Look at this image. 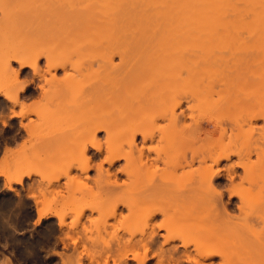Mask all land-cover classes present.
I'll return each mask as SVG.
<instances>
[{
	"label": "rangeland",
	"instance_id": "obj_1",
	"mask_svg": "<svg viewBox=\"0 0 264 264\" xmlns=\"http://www.w3.org/2000/svg\"><path fill=\"white\" fill-rule=\"evenodd\" d=\"M98 1L100 4L97 3ZM160 1H157L158 7L150 6L147 9L145 4L148 3L145 1L143 3V0H138L139 6L135 5L137 2L134 0V4L133 2L127 3V0L126 2L124 0H0V155L3 154L0 169H2L6 180L3 182L0 179V264H264V239H262L264 238V220L261 222L262 214L264 217V197L262 196V200V197L259 198L261 195H256L259 192L257 189L264 188L262 186L264 185V173L259 175L261 172L256 171L257 168L252 170L253 173L257 172V175L252 173L254 175L252 180H256V183L254 181L249 183L247 177L245 178L246 172L243 167L239 166V163L243 162L237 156L232 157L230 161L223 160L217 168L215 167L217 171H221V177L217 179L216 184L224 194L221 201H217H220L226 208L223 209L227 211L225 212L228 218L217 214V217L215 216L214 211L217 212L219 206L214 211L211 209V204L214 206L215 203H209L211 198L209 196L212 194L209 195V193V196L205 197L207 191L204 192V187L203 191L201 188L195 193L200 195L199 198L201 197L198 199L199 204L198 196H195L196 199L193 200V203L196 201L194 203L197 204L196 207H193L192 204L189 205L190 201L187 202L189 199L183 200L185 196L180 197L181 193L178 196L183 202L179 197L176 199V195H174L175 200H170V206L165 207L167 202L164 201L167 200V197L160 194L165 197L161 196L162 199L158 196L157 191V193L153 191V196L151 192L137 198L135 210L131 211L123 205L125 199L129 201L127 203H130L133 189H131V185L134 184L132 182H135L137 176L133 177L135 174L133 175L132 171L135 168L130 165L134 162L130 163L128 160L130 157L127 154H130V151L136 150L133 156L138 158V151L144 149L149 162L155 165L157 172L159 171L156 172L158 175L155 173L154 178L150 177L149 179L147 173L138 171L140 176H137L138 180L136 181H140L142 184L144 181L148 183V180L151 182V179L157 182L162 181V183L166 182L164 185L167 186L174 184L177 187L174 189L186 187V190L183 188L184 194H188L187 191L193 183L192 186L196 185V189L201 187L198 182L201 175L191 174L200 165L196 164L197 166L194 165L195 167L185 168V170L175 169L176 166L173 164L181 163L182 153L186 151L185 153L190 157L193 151L209 149L210 144L208 145V143L213 141L211 136L204 134L206 131L209 133L215 131L213 140L215 138L217 140L220 136L218 122L222 123L223 128H229L234 124V121H237V124L241 123V119L248 118H245L248 106H254L252 103L255 102L258 107L264 102V0H259V3L256 0H243L242 3H238L236 0L221 2L213 13H210L211 16L206 13L210 17L208 18L210 21L203 13V9H200L202 6L198 7L199 14L200 10L203 13L201 18L206 17L205 21L198 18L199 21H202L200 24L195 15L193 21L191 16L195 12L190 9L189 12L186 11L187 14L182 16L186 15V18L189 16L188 18H191L193 23L188 21L187 28L182 26V30L175 29L176 26L173 27L174 22L177 21L176 18H178L176 13L178 5L174 3V0H162L161 3ZM175 2L177 1L175 0ZM124 3L125 6L122 7ZM94 6L99 9L100 13L98 10L97 13L100 17L102 16L111 26L115 21L116 25L120 23L118 29L123 31L119 32L116 29L118 26L115 28L113 25L111 29H105L104 32L96 31L98 32L96 33L94 26L93 30L89 28L90 25L84 24L82 20L85 19L82 18H86L84 15L87 10L88 13L92 9L96 11ZM129 6L135 10H131ZM187 9L184 8V10ZM43 10H47L48 14ZM125 10L127 13L124 12ZM144 10L147 12L145 13ZM22 11L31 12L27 17L30 23L25 21L24 24L21 22L16 24L20 21L21 16L23 17L22 13L24 12ZM42 12L46 15H41ZM198 12L195 14L197 15ZM122 17L127 18L128 21L126 19L124 21ZM119 21L122 22V25ZM123 21L125 24L126 22L132 24V26L130 25L132 28L124 29ZM84 22L86 23V21ZM166 24H171L168 26L173 27V29H169L170 31H166L167 34L162 32V27H165ZM138 25L141 27L143 25V28L149 27L148 29H152L154 26L153 29L158 27L157 30L161 31L165 37L160 36L159 31L156 30L154 33L150 32L153 35L148 33L147 39H144L141 32V37L139 32L134 33L133 29L138 28ZM145 25L148 27H144ZM22 26L27 27V30ZM195 26L199 30L195 29ZM192 28L198 31L192 32L194 31ZM47 32L50 33L49 37L50 35L59 37L53 38V40L49 39ZM69 32L70 34H68ZM118 32L119 34H117ZM125 35L126 37H124ZM128 35L132 37H128ZM142 37L144 41L141 39ZM123 38L129 41H127L128 45L132 44L130 46H132L133 54L129 57L132 61L130 60L131 64L127 63V66L131 65L132 68H126V71H131V75L129 77L128 74L123 73L124 69L121 74L123 73L124 77L125 74L127 76L123 77L125 80L127 79L125 84L123 81L118 85L120 80L124 79L118 80L119 78H115L113 75L114 78H112L115 80L107 77L108 80L103 85V79L99 83L101 75L99 78L96 73L95 75L94 73L89 74L88 65L96 55H101L100 53L105 51L109 54L108 56L114 58L116 66H121V58L116 52L118 46L120 47L119 51L124 46L123 44L119 45ZM163 38L169 45H173L175 40H178L184 47L182 50L185 52L181 50L179 52L181 55L177 58L174 57L176 54L174 56L170 53L168 54L170 56L162 55L168 56V59L170 57L171 61L168 64H170L171 70H178L179 74L177 75L181 74L180 78L177 75V77L172 76V74L171 76L174 78L168 76L169 79H166L168 77L163 76L162 72L164 71L162 70L168 65L160 66V62H157L158 58H154L159 49L153 50L154 56L151 55L153 58L150 56L151 53L146 52L149 54V58L145 56L146 53L144 55L142 44L146 40V44L149 42L154 46L152 47L154 49L160 41L164 40ZM139 40L142 42L141 45ZM176 43L178 46L177 41ZM171 45L170 47H172ZM185 47H188L186 49H189L190 52L187 53ZM21 48H26L28 52L22 51L24 54H21L19 52ZM37 51L41 54L38 55ZM17 52L20 53V56L25 57L27 67L14 63V54L19 56ZM34 54L37 56L35 57ZM143 55L150 61L149 66L146 65L148 61L145 63ZM136 59L141 60L137 62ZM155 62L159 63V66ZM35 63L38 66H34ZM54 64L60 67L65 66V68L54 69ZM31 65L38 71L30 67ZM94 68L98 70L99 64H96ZM119 74L116 76L121 77ZM132 75H137V77ZM116 80L118 81L115 82ZM108 81L110 85L115 84L114 86L112 84L114 88L111 86L113 90L117 92L123 90L124 95L120 93L122 98H125V92L128 91L131 94V97L127 96L130 97V101L127 100L129 104L126 103L127 101L126 104L123 103L124 99L121 100L122 104L120 100L113 101V103L108 101L104 113L97 115L100 118L104 117L103 122L107 120L102 122L104 125L97 130L96 139H94L102 146V155L94 156L96 152L90 148L89 156L93 158V161L89 171L83 173L79 167L85 165V160L81 154L76 155V153H81L83 147L81 148L80 145L84 146V141L88 143L87 134L92 127L87 126V124H91L86 121L85 124L84 120L87 116L88 118L94 117L97 110L105 106H102L103 102H99L91 109L86 110V107L89 106H86L87 102L90 103L89 100L93 98L87 97L88 92L100 88L106 92L111 91L112 88L108 85ZM106 85L107 87H105ZM221 90L224 92L229 90L228 93H231H229L230 97L228 93L224 94L226 95L225 99L231 98V106L235 104L237 98L236 103L238 100L243 101L244 108L240 107L237 109L238 112L235 110L237 113L224 110V106H228V103L221 99L224 97L223 95L219 97L220 94H223L219 93ZM6 93L10 97L7 98ZM151 93L159 95L158 99ZM193 94H197L198 97L194 98ZM220 101L222 102L220 103ZM114 102L119 103V106H116ZM259 108L257 113L251 112V114L259 115V120L256 122L257 124L255 123L256 132L264 136V106ZM176 118H178V126L173 123ZM152 119H156L155 122ZM232 119L231 124L229 121ZM197 123L202 127L200 137L199 134L197 135ZM172 124L178 128L177 131ZM92 129L94 128L92 127ZM204 130L205 132H203ZM93 132L95 131L93 130ZM133 132L136 133L137 147H132L135 149L131 148ZM144 134L149 137L146 141L143 140ZM91 137L89 136V138ZM241 137L237 140V146L234 149H239L238 151L250 149L253 144L249 137L244 135ZM183 138L184 143L182 142ZM197 139L201 142L198 143ZM246 141H248L247 144ZM262 145L264 146V142L261 143ZM78 148L81 150L79 151ZM126 155L129 157L128 159ZM118 156H121L120 160L114 167L105 161ZM160 158L162 159L160 160ZM168 158L172 160L171 163L175 162L171 164L174 167L169 166L170 163L168 165L166 162L170 160H167ZM256 162L257 158L254 155L252 157L254 166ZM100 164H103L105 171L114 174L112 181L118 184L117 192H110L107 186L98 183L97 167ZM130 167L133 168L132 171ZM168 167L174 169L170 170ZM127 168L130 169L133 176H128ZM229 170L232 171L231 174H228ZM187 171H190L191 175L186 174V178L184 173ZM140 172L144 173L143 177ZM160 172L164 174H162L163 177ZM196 172L197 170L193 174ZM7 173L9 174L7 175ZM232 174L235 176L233 184L230 177L233 176ZM21 177H23V181L19 183L18 179ZM191 181L193 182L190 183ZM187 185L189 186L187 187ZM234 189L237 190L234 192ZM238 190L239 194L237 195ZM243 190H246L248 197L250 193L252 194L249 197L251 205L247 204L249 201L245 202L247 196ZM198 191L203 193H198ZM261 191L264 192V189ZM243 196L245 200L242 199ZM195 197L193 196V198ZM147 199H151V203L153 200H157L153 204L157 203L158 208L162 207V213L151 216L154 213L152 211H155L152 204L148 208L150 210L147 209L148 211L145 210L144 213L142 210L144 206L141 207V202ZM159 199L163 204L165 203V208ZM212 199L215 202L216 198H211L210 201ZM158 200L161 203L160 206ZM49 201L50 211L53 214L40 219L38 210L44 204L49 205ZM122 201L123 203H120ZM185 201L188 204H185ZM244 202L248 207L244 205ZM221 203L220 208L222 209ZM167 208L168 212H166ZM185 209L187 210L184 211ZM175 213L176 216L178 214L177 217L173 216ZM60 217L64 219L63 223Z\"/></svg>",
	"mask_w": 264,
	"mask_h": 264
},
{
	"label": "bare ground",
	"instance_id": "obj_2",
	"mask_svg": "<svg viewBox=\"0 0 264 264\" xmlns=\"http://www.w3.org/2000/svg\"><path fill=\"white\" fill-rule=\"evenodd\" d=\"M121 1H123V0H121ZM125 2H126V0H124ZM131 0H129V2H128V0H127V3H131V2H133V0L130 2ZM137 2V3H135V5L137 4L138 5V0H134V2ZM140 1V0H139ZM144 1H145V3H148V4H145L146 6L145 7H147V9L150 7V6H153V8H154V6H159V5H157V1H160V0H157V1H155V0H143V3H144ZM152 1V2H151ZM177 2H175V0H174V3H176V5H178L177 6V8L178 9H181L182 7V9L181 10H178L177 9V11H176V13L178 14L177 16H178V18H176L177 19V21H175L174 23V26L173 27H175V29H177V30H179V29H181L182 28V26H186L187 24H188V21L189 22H191V23H193L191 20L193 19V21L195 20V18H197V20L199 21V19L198 18H201V16L203 17V13H205V15H206V17H207V19L208 18H210V17H208L207 16V14H210L211 12L213 13V11L215 10V8L219 5V3H221V2H228V0L226 1V0H176ZM231 1V0H230ZM238 3H242V1L243 0H236ZM245 1V0H244ZM258 3H259V0H256ZM134 2H133V4H134ZM162 2V0L160 1V3ZM165 2V1H164ZM257 2H255L256 4H257ZM97 3H99L100 4V2L98 1ZM126 3V4H127ZM159 3V2H158ZM159 3V4H160ZM173 3V4H174ZM86 4V3H85ZM98 4V5H99ZM129 5V4H128ZM164 5V4H163ZM176 5H175V7H176ZM100 6V5H99ZM122 6V5H121ZM125 6V3H124V5L122 6V7H124ZM127 6V5H126ZM139 6V5H138ZM137 6V7H138ZM141 6V5H140ZM142 6H143V4H142ZM203 6H205L206 8L204 9V8H202ZM130 7V6H129ZM131 7H133V5L131 4ZM130 7V8H131ZM135 7V6H134ZM144 7V8H145ZM163 7V6H162ZM198 7H201L200 9L202 10L203 9V13H202V11L200 10V14H199V9H198ZM94 8H95V6H94ZM184 8H189V9H187V10H184ZM87 9V8H86ZM90 9V8H89ZM96 9V8H95ZM100 9H101V7H100ZM125 9H126V7H125ZM134 9V8H133ZM132 8H131V10H133ZM161 9V8H160ZM190 9L191 10H193L195 13L196 12H198L197 13V15L194 13L193 14V16H191L192 17V19L190 18H186L185 16L186 15H184V16H182L183 14H187V12H189L190 11ZM25 10V9H24ZM27 10V9H26ZM39 10V9H38ZM48 10V9H47ZM46 10V11H47ZM83 10V9H82ZM97 10H98V13H100V11H99V9H96V11L94 10V9H92V10H89L90 12V14L88 13V10H87V12H86V14L84 15L86 18H82V16H81V18L82 19H85V20H82L83 21V23L84 24H86V25H90L89 26V28L90 29H93V26H94V28L96 29L95 30V32L96 31H105V29L107 30V29H111L112 28V26L114 25V27L116 28V26H118L116 29H118L119 28V25H120V23H118V25H116L115 23H117L116 21L114 22V24L112 23V26L109 24V22H107L102 16L100 17L99 16V14L97 13ZM123 10V9H122ZM130 9H128V11H129ZM135 10V9H134ZM146 10V9H145ZM145 10H144V12H145ZM150 10V9H149ZM155 10H156V8H155ZM205 10V11H204ZM209 10H210V12H209ZM212 10V11H211ZM35 11H37L36 9H35ZM34 11V12H35ZM44 11V13L46 12L45 10H43ZM139 11V10H138ZM157 11V10H156ZM161 11H163L162 9H161ZM160 11V12H161ZM187 11V12H186ZM192 11V12H193ZM22 12H24V11H22ZM22 12H20V13H22ZM40 12V11H39ZM38 12V13H39ZM124 12H126L127 13V11L125 10ZM130 12V11H129ZM128 12V14H130ZM136 12V11H135ZM147 12V11H146ZM145 12V13H146ZM179 12V13H178ZM182 12V13H181ZM19 13V14H20ZM31 14V12H29V11H26V12H24V13H22L23 14V17L21 16V14H20V16H21V18H20V21H18V22H16V24H20V22L22 23V24H24L25 23V21H28L27 19V17H29V15ZM43 12L41 13V15L43 14V15H46V14H48V11L46 12V14H44ZM84 13V12H83ZM121 13V12H120ZM207 13V14H206ZM211 13V14H212ZM239 13H241V11H239ZM29 14V15H28ZM127 14V15H128ZM211 14H210V16H211ZM39 15V14H38ZM52 15V14H51ZM83 15V14H82ZM122 15H123V13H122ZM127 15H125V16H127ZM194 15H195V18H193L194 17ZM80 16V15H79ZM83 16V17H84ZM124 16V15H123ZM131 16V15H130ZM175 16H176V14H175ZM49 17V16H48ZM136 17V16H135ZM206 17L205 18H201V20H204V19H206ZM63 18V17H62ZM119 18H121V17H119ZM119 18H118V20H119ZM123 18V17H122ZM132 18V17H131ZM137 18V17H136ZM61 19V18H60ZM65 19H66V17H65ZM124 19V18H123ZM126 19V21H128V19L127 18H125ZM125 19H124V21H125ZM130 19V18H129ZM18 20H19V17H18ZM62 20H64V18L62 19ZM122 20V19H121ZM197 20H196V22H197ZM209 20V19H208ZM58 21H61V20H58ZM65 21V20H64ZM63 21V22H64ZM82 21H80L81 23H82ZM84 21H86V23L84 22ZM123 21V27H124V29H130V28H132L131 26H132V24H130V23H128V22H126V24H125V22ZM205 21V20H204ZM210 21V20H209ZM29 22V21H28ZM62 22V21H61ZM119 22H121V21H119ZM139 22V21H138ZM187 22V23H186ZM202 21H199V24L201 23ZM206 22H208V21H206ZM30 23V22H29ZM50 23V22H49ZM64 23H66V21L64 22ZM135 23V22H134ZM198 23V22H197ZM204 23V22H203ZM51 24V23H50ZM53 24V23H52ZM77 24V23H76ZM171 24H172V22H171ZM171 24H166V26L165 27H162L163 28V30H162V32L164 33L165 32V34H167L166 33V31H170L169 29H173V27H169L168 25H171ZM180 24V25H179ZM195 24V23H194ZM64 25V24H63ZM68 25V24H67ZM80 25V24H79ZM83 25V24H82ZM121 25H122V22H121ZM131 25V26H130ZM173 25V24H172ZM193 25V24H192ZM18 26V25H17ZM28 26V25H27ZM50 26V25H49ZM84 26V25H83ZM91 26H92V28H91ZM157 26V25H156ZM197 26V25H196ZM195 26V29H197L198 27H196ZM68 27V26H67ZM88 27V26H87ZM110 27V28H109ZM121 27V26H120ZM122 27V28H123ZM138 28H136L137 29V31H135L136 29H133L134 30V33L135 32H139V34H140V32H141V34L143 35V37H144V39L146 38V37H148L147 35H148V33L150 34V32L152 31L153 33L158 29V27L157 28H155V29H148L149 27L148 26H144V27H148V28H143V25H142V27L140 26V25H138L137 26ZM192 27V26H191ZM193 27H194V25H193ZM22 28H25V27H23L22 26ZM47 28H49V27H47ZM64 28V27H63ZM71 28V27H70ZM76 28H79V27H76ZM84 28H86V27H84ZM133 28H135V25H133ZM161 28V29H162ZM184 28V27H183ZM186 28H187V26H186ZM186 28H184V29H186ZM26 30H27V27L25 28ZM65 29V28H64ZM75 29V28H74ZM194 28H192V30H193ZM195 29H194V31H192L191 29H189V30H191L192 32H195L196 33V31H198L199 30V28H198V30H196L195 31ZM22 30V29H21ZM24 30V29H23ZM45 30H47V29H45ZM94 30V29H93ZM119 30V32H122L123 30H121L120 31V29H118ZM149 30V31H148ZM182 30V29H181ZM71 31H72V29H71ZM116 31V30H115ZM128 31V30H127ZM157 31H159V30H157ZM233 31V30H232ZM236 31V30H235ZM58 32H60V31H58ZM119 32L117 33V34H119ZM161 31H159V34H160V36H162V37H165V35L164 34H162V32L160 33ZM54 33V32H53ZM55 33H57L56 31H55ZM60 33H62V32H60ZM96 33H98V32H96ZM124 33V32H123ZM122 33V34H123ZM49 34L50 33H48L47 32V35H48V37H49ZM52 34V33H51ZM68 34H70V32L68 33ZM130 34V33H129ZM140 34V37L142 36ZM152 34V33H151ZM150 34V35H151ZM53 35V34H52ZM64 35V34H63ZM63 35H61V36H63ZM71 35H72V33H71ZM70 35V36H71ZM99 35V34H98ZM121 35V34H120ZM153 35V34H152ZM197 35V34H196ZM23 36V35H22ZM74 36V35H73ZM118 36V35H117ZM131 36V35H130ZM129 35H128V37H130ZM156 36V35H155ZM159 36V37H160ZM194 36V35H193ZM59 36H51L50 35V37H49V39H52L53 40V38H55V39H57ZM92 37V36H91ZM121 37H123L122 35H121ZM124 37H126V35L124 36ZM127 37V38H128ZM132 37V36H131ZM143 37L141 38V39H143ZM162 37H160L161 39H162ZM47 38V37H46ZM61 38V37H60ZM63 38V37H62ZM181 37H179V39H180ZM54 39V40H55ZM64 39V38H63ZM72 39V38H71ZM70 39V40H71ZM117 39H119V38H117ZM131 39V38H130ZM140 39V40H141ZM144 39H143V41H144ZM147 39V38H146ZM164 39V38H163ZM24 40V39H23ZM76 40V39H75ZM120 40V39H119ZM122 41L120 42L121 44H119L120 46H122V44L124 45V46H122L121 48V51H119L118 49H120V47L118 48L117 47V52H116V54L117 55H119L120 56V60H121V66H116L115 64H114V58L113 57H110V56H108L109 54L108 53H105V51H104V53H100L101 55H96L93 59H92V62L88 65V69L87 70H90V71H88L89 72V74H93L94 73V75H95V73H96V75H98V77L100 78V75H101V79H99L100 81H99V83L100 82H102V79H103V85H104V83L108 80V78H112L113 77V75H115L114 77L115 78H119L118 80H120L121 78H123L124 77V75H123V73H126V74H128L127 76H129V75H131V71H126L127 69V67L128 68H130L131 67V62H130V60L131 59H129V57H130V55H132L133 54V51H132V46H130V45H132L131 43H130V45H128V42L126 41V39H121ZM140 40H139V42H140ZM165 40V39H164ZM164 40H162V42L160 41V43H159V45H156L155 47L156 48H152V47H154L153 45H151V44H149V42H148V44H146L147 42V40L145 41V43L144 44H142V50H144L143 52H144V55H145V53L147 52V53H151L150 54V56L153 54V52L154 51H156V49L158 50L159 49V52L157 51V53L158 54H156L157 56H155L154 58H158L157 60H154V61H157V62H160V66L162 65V66H166V64L168 65L166 68H168V69H166V68H164L162 71H164V72H162L163 73V76L165 75V76H170V77H172V76H176L177 74H179L178 73V70L177 69H173V70H171V68H170V64H168V62L169 61H171V59H170V57H169V59H168V56H170V55H175L174 57H179L180 55H181V53H179L184 47L183 46H181V44H180V42L178 41V40H175V42H174V44H176V45H171L172 47H170V45L168 44V42L166 41H164ZM181 40V39H180ZM57 41H59V40H57ZM116 41V40H115ZM135 41H137V40H135ZM176 41L178 42V46H177V43H176ZM60 43H61V41H59ZM165 42V43H164ZM135 43V42H134ZM141 43L142 42H140V45H141ZM173 43V42H172ZM116 44H118V43H116ZM115 44V45H116ZM138 44V43H137ZM161 44H162V46H161ZM20 45V44H19ZM151 45V46H150ZM117 46V45H116ZM181 46V47H180ZM113 47H114V45H113ZM158 47V48H157ZM14 48V47H13ZM19 48V47H18ZM134 48L136 49V47L134 46ZM141 48H140V50H141ZM186 48H188V47H185V50H187L186 52L188 53V52H190L189 51V49H186ZM20 49V48H19ZM19 49H17V50H19ZM112 49V48H111ZM115 49H116V47H115ZM134 49V50H135ZM161 49V50H160ZM31 50V49H30ZM36 50V49H35ZM154 50V51H153ZM16 51V50H15ZM22 51L24 52V53H27L28 51L26 50V48H21V51L19 50V52L21 53V54H24V53H22ZM112 51V50H111ZM115 51V50H114ZM119 51V52H118ZM138 51V50H137ZM152 51V52H151ZM182 51H184V50H182ZM19 52H17V53H19ZM38 52V51H37ZM135 52V51H134ZM142 52V53H143ZM161 52V53H160ZM185 52V51H184ZM16 53V52H15ZM20 53L18 54L19 56H16L17 54H14V56H15V58H14V63H16V64H21L22 65V67H24V66H26L27 65V63H26V61H25V57L24 56H20ZM139 53H140V51H139ZM146 53V55L145 56H147L148 58H149V54H147ZM160 53V54H159ZM170 53V55H168ZM172 53H174V54H172ZM31 54V53H30ZM38 55L39 54H41V53H37ZM37 54L35 55V57L37 56ZM115 54V53H114ZM137 54V53H136ZM168 55L167 57L166 56H162V55ZM138 55V54H137ZM143 55V56H144ZM159 55H161L160 57H158ZM144 56V58L146 59H144V61H145V63L147 62V64L146 65H150V61L149 60H147L148 58H146ZM153 56H154V54H153ZM153 56H151L152 58H153ZM38 57H41V56H38ZM162 57V58H161ZM166 57V58H165ZM34 58V57H33ZM137 58V57H136ZM151 58V59H152ZM165 58V59H164ZM28 59V58H27ZM39 59V58H38ZM142 59V58H141ZM140 59V60H141ZM150 59V60H151ZM166 59H167V61H166ZM129 60V61H128ZM139 60V61H140ZM160 60V61H159ZM132 61V60H131ZM136 61L137 62H139L137 59H136ZM164 61H166V62H164ZM29 62V61H28ZM130 63L129 65H130V67L129 66H127L128 64L127 63ZM157 62H155L157 65L159 64V63H157ZM124 63H125V65H126V67H125V65H124ZM170 63V62H169ZM29 64V63H28ZM98 65L99 64V68H98V70L97 69H95L94 68V66L95 65ZM133 64H135V63H133ZM152 64V63H151ZM165 64V65H164ZM35 65H37V63H35L34 64V66ZM29 66V65H28ZM33 65H31L30 67H32ZM38 66V65H37ZM136 66V65H135ZM159 66V65H158ZM27 67V66H26ZM53 67H54V69L56 68H65V66H58L57 64H54L53 65ZM137 67V66H136ZM135 67V68H136ZM139 67V66H138ZM151 67V66H150ZM32 68H35V67H32ZM50 68V67H49ZM95 70H94V69ZM132 68V67H131ZM146 68V67H145ZM36 69V68H35ZM124 69H125V71H124ZM155 69H157V68H155ZM252 69V68H251ZM92 70H94V71H92ZM124 71L122 74H121V71ZM133 70V69H132ZM138 70V69H137ZM145 70V69H144ZM177 70V71H176ZM255 70V69H254ZM36 71H38L37 69H36ZM97 71V72H96ZM101 71V72H100ZM157 71H159V70H157ZM168 71H171V72H168ZM128 72V73H127ZM150 72V71H149ZM165 72H167V73H165ZM251 72H254V71H252L251 70ZM260 72H261V74H263L262 73V71L260 70ZM99 73V74H98ZM101 73V74H100ZM120 73V74H119ZM130 73V74H129ZM144 73V72H143ZM148 73V72H147ZM180 73H181V71H180ZM248 73V72H247ZM259 73V72H258ZM85 74H86V72H85ZM88 74V73H87ZM116 74L118 75H120L121 77H119V76H116ZM126 74H125V77L124 78H126L127 76H126ZM134 74V73H133ZM166 74H168V75H166ZM171 74H172V76H171ZM260 74V73H259ZM105 75V76H104ZM138 75V74H137ZM137 75H132V76H135V77H137ZM152 75V74H151ZM86 76V75H85ZM141 76V75H140ZM143 76V75H142ZM155 76H156V74H155ZM164 76V77H165ZM177 76H179V75H177ZM176 76V77H177ZM54 77H56V76H54ZM53 77V78H54ZM108 77V78H107ZM113 77V78H114ZM130 77V76H129ZM162 77V76H161ZM181 77V74H180V76H179V78ZM107 78V79H106ZM112 78V79H113ZM123 78V79H124ZM166 78V77H165ZM164 78V79H165ZM172 78H174V77H172ZM55 79V78H54ZM106 79V80H105ZM141 79H142V77H141ZM166 79H169V77L168 78H166ZM176 79V78H175ZM105 80V81H104ZM111 80V79H110ZM113 80H115V79H113ZM118 80H116L115 82H117ZM122 80V79H121ZM120 80V83H118V85L119 84H122L121 82H123L124 81V84L126 83L125 81L127 80H122L121 81ZM130 80H131V78H130ZM172 80V79H171ZM113 82V81H112ZM136 82V81H135ZM101 83V84H102ZM110 82L108 81V85L111 87L112 86V84H113V86L115 85L114 83H112L111 85L109 84ZM97 86H98V84H97ZM99 86H101V85H99ZM112 86V87H113ZM117 86V85H116ZM105 87H107V85L105 86ZM104 86H103V88H105ZM109 87V88H110ZM111 87V88H112ZM128 87H129V85H128ZM99 88V87H98ZM114 88V87H113ZM113 88H112V90L111 91H109V92H106V91H103V90H101L102 88H100L99 90H93V92H92V94H91V92H88V96L87 97H89V99H90V97H93V98H91L89 101H90V103H88L87 102V104H86V106L87 105H89V106H87L86 107V110H89V109H91L94 105H96L97 103H99V102H103L102 103V106L103 105H105L104 107H105V109H104V107L102 108V109H99V110H97V112H96V115L94 116V117H89L88 118V116L87 117H85V120H84V122L86 121V122H90V124L91 125H89V124H87V126H92L94 129H92V127H90L91 128V130H90V132L87 134V140H88V143H85V142H87V141H84V146H82V145H80L81 146V148H82V150L80 151L79 150V148H78V150L81 152V153H76V155H78V154H81L82 155V157L84 158V160H85V165H83V166H81V167H79V169L81 170V171H83V173L84 172H87V171H89V169H90V164H91V162L93 161V158L92 157H90L89 156V149L90 148H92L93 150H95V155L94 156H98V155H102V146L100 145V144H98L94 139H96L95 137H96V134H97V130H99L101 127H102V125H104V124H102V122H103V118H100V117H98L97 115H101L102 113H104V111L106 110V105L108 104L107 102L108 101H112V103H113V101H118V100H120V103L122 104V102H121V100H123V103H125L127 100H129V98L131 97V94L130 93H128V91H124L125 92V94H126V96H125V98H127V99H125V98H122L121 96L122 95H124V93L122 92L123 90H122V88H121V90L122 91H120V92H117L116 90H113ZM117 88V87H116ZM119 89H120V87H118ZM126 88V87H125ZM23 89V88H22ZM101 90V91H100ZM128 90H129V88H128ZM225 91H227V90H225ZM229 91V90H228ZM228 91L227 92H224V91H219V93H223V94H220V96L219 97H221V95H223L224 97H221V99H224V102H226V103H228V106H224V108L223 107H221V108H223L224 110H230V113H237L238 112V110L237 109H240V107H243L242 105H245L244 103H243V101L241 102V101H239L238 100V102L236 103V100H237V98H236V100H235V104L233 105V106H231L230 104H231V98H229L230 97V94L228 93ZM95 93V94H94ZM120 93H123L122 95H120ZM128 93V94H127ZM227 94L228 93V95H229V97L227 98V99H225L226 98V95H224V94ZM7 94V93H6ZM6 94H5V96H6ZM153 96H156L157 97V99H158V96L159 95H157V94H154V93H151ZM218 94V93H217ZM194 95V98H197L198 97V95L196 96L195 94H193ZM193 95H191V96H193ZM227 95V96H228ZM8 94H7V98H8ZM127 96H130L129 98L127 97ZM232 96V95H231ZM10 97V96H9ZM150 97V96H149ZM233 97V96H232ZM237 97V96H236ZM238 97H239V95H238ZM122 98V99H121ZM193 98V97H192ZM151 99V98H150ZM149 99V100H150ZM240 99V98H239ZM243 98H241L240 100H242ZM17 100V99H16ZM226 100V101H225ZM244 100V99H243ZM259 100V99H258ZM130 101V100H129ZM144 101V100H143ZM147 101H148V99H147ZM152 101V100H151ZM223 101V100H222ZM222 101H220V103L222 102ZM95 102V103H94ZM106 102V103H105ZM145 102V101H144ZM240 102V103H239ZM257 102H259V101H257ZM263 102V101H262ZM261 102V103H262ZM116 102H114V104H115ZM126 103H128V101L126 102ZM125 103V104H126ZM183 103V102H182ZM182 103H179V104H182ZM218 103V102H217ZM220 103H219V105H220ZM255 102H253L252 104L254 105V106H248L247 108H246V112H245V110H244V112H245V118H247V119H241L242 120V122L241 123H238L237 124V121H234L233 122V119H232V121L230 120H228L231 124H232V122L234 123L233 125H231L229 128L227 127H225V128H223L224 126H222V123L220 122V124H219V122H218V127L220 128V132H219V138H217V140H213V138H214V134H215V131H213L212 133H209V131L207 132H205V130L203 131V132H205L204 134L205 135H207V136H211L210 138H212L211 140L213 141H211L208 137H207V139H209L212 143H208V145L210 144V146H208V147H210L209 149H207V150H203V151H197L196 149V151H193V153L190 155V157H189V155H187L185 152L186 151H184V153H182V159H181V163H178V162H176V164H173V163H175V162H170V161H172L170 158H168L167 160H169V161H166V162H168V165H169V163H170V165L169 166H172L171 164H173V165H175L176 167H174V166H172V167H174L175 169L177 168V170L178 169H182V170H185V168L187 169V168H193V166L194 165H200V170H199V168L198 169H194L195 171L197 170V172L199 173H195V174H193L195 171L193 170V169H191L192 171H194L193 173H191L192 175H194V176H197V175H201L200 176V179H199V185L201 186V187H197V189H196V185L193 187L192 185H194V183L191 185V187H190V189L187 191L188 192V194H184L185 192H184V189L183 188H185V190H186V187H182V188H180V189H174V188H177L174 184L172 185V186H167V185H164V183L166 184V182H164V183H162V181L161 182H157L156 180H150L151 182H149V180H148V183H146V181H144L145 182V184H144V182H143V184L140 182V181H136V180H138V175L140 176V174L138 173V171H141V172H144V173H147L148 174V176H147V178L149 179L150 177H153L154 178V176H155V173L157 172L156 170L157 169H155L156 167H155V165L153 164V163H150L149 162V159L146 157V154H145V152H144V149H141L140 151H138V154H139V157L137 158V156L136 157H134L133 155H134V153H135V151L136 150H133V151H130L131 153H133L132 155H130L129 153L126 155L127 156V159L130 161V163H133V164H130L133 168H135V169H133L132 167H130L131 168V171H132V169H133V173L130 171V169L129 168H127V172L129 173V175L128 176H130V175H132L133 177H135L136 175V180H135V182H132V183H134V184H132L131 185V189H132V191H131V194H132V196L130 197V203H127V202H129V201H126V199H125V201H124V206H126L127 207V209L129 208L131 211H132V209H134V207H135V205H136V200H138L137 198H139V197H141V196H143V195H145L146 193H151V195L153 194V191H155L154 193H157L158 192V196H162V197H164L165 195V197H167L165 200L166 201H164L165 203V207H167L170 203H169V201L170 200H175V197H174V195H176V199H177V197H179L178 195H180V193H181V195H180V197H182L183 198V196H185L184 198H186V199H184L183 198V200H188L187 202L189 203V201H190V203H189V205L190 204H192V205H194L193 207H196V205L193 203V200H195L196 199V197L198 196V198H197V201H198V199H200L199 198V196L200 195H196L195 193L197 192V190H201V188H202V191L204 190L203 189V187L205 188V190H204V192L205 191H207L206 192V194L207 195H205V194H203V195H205V197L207 196H209V195H211V196H209V198L211 197V198H216L215 199V202H214V200L212 199V201H210L211 200V198H210V200H209V203L211 202V203H215V205L213 206V204H211L212 206H211V209L214 211L215 209H217L218 208V206H219V208L216 210L217 212H215L214 211V213H215V216H216V214L217 215H223V216H227L226 215V210H224V209H226L224 206H223V204L220 202L221 201V199L224 197L223 195V191H221V190H219V186H217V184H216V181H217V179L219 178V177H221V171H217L216 169H215V167L217 168V166H219L220 165V163H221V161H223V160H226V161H230L231 159H232V157H235V156H237V157H239V159L243 162V163H239V166H241V167H243V169H244V171L246 172V176H245V178L247 177V179H248V182L250 183V182H252L253 183V181L254 180H252V178H253V176L255 175L254 173H256V175H257V172H252V170H256V168H257V170L256 171H260L261 173L259 174V175H261L262 173H264V146L262 145L261 146V143L262 142H264L263 140H264V136H263V134L261 135V134H258V132H256V127L257 126H255V123L259 120L258 119V116L259 115H256V114H254V113H252L251 114V112H255V113H257L258 111L257 110H259L260 108L259 107H263L264 106V102L261 104V105H259L258 107H257V103H255ZM260 103V102H259ZM129 104V103H128ZM223 104H225V103H223ZM223 104H222V106H223ZM119 106V103H116V106ZM218 105V106H219ZM251 105V104H250ZM122 106V105H121ZM214 106V105H213ZM129 107V106H128ZM217 107V106H216ZM215 107V108H216ZM220 107V106H219ZM250 107V108H249ZM255 107V108H254ZM88 108V109H87ZM220 108V110H222ZM244 108V107H243ZM254 110H253V109ZM128 109H130V108H128ZM233 110V111H232ZM237 112H236V111ZM243 110V109H242ZM248 110V111H247ZM219 111V110H218ZM223 111V110H222ZM221 111V112H222ZM235 111V112H234ZM220 112V111H219ZM249 116H248V115ZM251 114V115H250ZM256 115V116H255ZM175 117V116H174ZM263 117V116H262ZM100 120H99V119ZM195 119V118H194ZM87 120H89V121H87ZM105 120V119H104ZM154 122H155V120L154 119H152ZM177 120H178V118H176V121L175 122H173V123H175V126L177 125L178 126V123H177ZM244 120V121H243ZM105 121H107V120H105ZM104 121V122H105ZM112 121H113V119H112ZM86 122H85V124H86ZM103 122V123H104ZM114 122V121H113ZM179 122V121H178ZM223 122V121H222ZM235 122H236V124H235ZM177 123V124H176ZM101 124V125H100ZM199 124H200V122H199ZM257 124V123H256ZM180 125V124H179ZM224 125V124H223ZM98 126V127H97ZM172 126H173V124H172ZM183 126H184V124H183ZM197 126H198V123H197ZM196 126V127H197ZM174 127V126H173ZM181 128H182V126H180ZM217 127V126H216ZM215 127V128H216ZM175 128V127H174ZM184 129H185V127H183ZM194 128V127H193ZM198 128V133H197V135L199 134V137H200V135L202 134V127H200V125L197 127ZM176 129V131L178 130V128H175ZM183 129V130H184ZM93 130L95 131V132H93ZM182 130V131H183ZM218 130V129H217ZM179 131H180V129H179ZM192 131V130H191ZM260 133V132H259ZM91 134V135H90ZM133 134V136L131 137V148L132 147H137V145H136V141H135V138H136V133L135 132H133L132 133ZM183 134V133H182ZM260 135V136H258V135ZM94 137H93V136ZM196 135V134H195ZM248 136L249 137V140L252 142V144H253V146H251V148L250 149H248V150H245V151H238V150H235L234 149V147L235 146H237L236 145V142H238L237 140H239L240 139V137L241 136ZM257 135V136H256ZM89 136L91 137V138H89ZM148 136V135H147ZM145 134L143 135V137H144V141H146L149 137H147ZM89 138V139H88ZM196 138V137H195ZM205 138V137H204ZM242 138V137H241ZM199 139V138H198ZM197 139V140H198ZM206 139V138H205ZM247 139V138H246ZM262 140V141H261ZM184 141V138L182 139V142ZM195 141V140H194ZM205 141V140H204ZM208 141V140H207ZM185 142V141H184ZM183 142V143H184ZM198 143L199 142H201L200 140H198L197 141ZM203 142V141H202ZM240 142H241V140H240ZM247 142L248 141H246V144H247ZM194 143H196V142H194ZM244 144H245V142H244ZM245 144V145H246ZM206 145H207V143H206ZM249 145V144H248ZM165 147V146H164ZM207 147V148H208ZM244 147H246V146H244ZM247 148V147H246ZM249 148V147H248ZM132 149H135V148H132ZM109 150V149H108ZM192 150V149H191ZM109 152H110V150H109ZM192 152V151H191ZM75 154V153H74ZM75 155V156H76ZM256 156V158H257V162H256V165L254 166L253 165V163H252V157L253 156ZM72 156V155H71ZM80 156V155H79ZM81 157V158H82ZM121 157V156H120ZM120 157L118 156V157H116V158H109V159H107V160H105L108 164H110V166H113L114 167V165L120 160ZM135 159H134V158ZM82 158V159H83ZM167 158V157H166ZM133 159V160H132ZM162 158H160V160H161ZM136 160V161H135ZM160 160H158V161H160ZM132 161V162H131ZM163 161V160H162ZM244 161H246V162H244ZM248 161V162H247ZM249 161H250V164H249ZM150 163V164H149ZM164 163V162H163ZM178 163V164H177ZM252 163V164H251ZM249 164V165H248ZM130 165H128V166H130ZM196 165V166H197ZM127 166V167H128ZM195 167V166H194ZM169 168V167H168ZM174 168H171V169H174ZM259 168V169H258ZM129 169V170H128ZM137 169H139V170H137ZM167 169V168H166ZM165 169V170H166ZM170 169V168H169ZM170 169V170H171ZM231 169V168H230ZM163 170V169H162ZM168 170V169H167ZM190 170V169H189ZM199 170V171H198ZM233 170V169H232ZM97 171H98V176H99V180H98V183L100 184V185H102V186H107L108 188H109V191L110 192H112L113 191V193H114V191L115 192H117L118 191V189H116L117 187H118V184H116V182H113L112 181V177H114V174L112 173V172H110V171H105L104 169H103V164H100L98 167H97ZM125 171V170H124ZM135 171V172H134ZM191 171V172H192ZM140 172V173H141ZM159 172V171H158ZM157 172V173H158ZM163 172H164V170H163ZM170 172H172V171H170ZM184 172H186V171H184ZM190 171H187V173H184L185 174V177L189 174V175H191L190 173H189ZM231 172L232 171H228V174H231ZM121 173H123L124 174V172H121ZM126 173V172H125ZM132 173V174H131ZM138 173V174H137ZM144 173H141V176L143 177V175H144ZM156 173V175H158ZM161 173V176H162V172H160ZM175 173H176V171H175ZM254 175H253V174ZM9 173H7V175H8ZM183 174V175H184ZM187 174V175H186ZM6 175V176H7ZM152 175V176H151ZM164 175V174H163ZM168 175V174H167ZM188 175V176H189ZM233 176H230L231 177V182H232V184H233V182H234V179H235V176H234V174H232ZM11 176V175H10ZM28 176H30L29 174H28ZM175 176V175H174ZM264 176V175H263ZM262 176V177H263ZM131 177V176H130ZM163 177V176H162ZM161 177V178H162ZM182 177H184V176H182ZM181 177V178H182ZM192 177V176H191ZM259 177V176H258ZM257 177V178H258ZM262 177H260V178H262ZM187 178V177H186ZM198 178V177H197ZM13 179V178H12ZM144 180L146 179V177L145 178H143ZM156 179V178H155ZM164 179V178H163ZM190 179V178H189ZM192 179V178H191ZM246 179V180H247ZM251 179V180H250ZM264 179V178H263ZM11 180V179H10ZM158 180V179H157ZM173 180V179H172ZM245 180V179H244ZM250 180V181H249ZM23 181V177H21V178H19L18 179V182L19 183H21ZM154 181V182H153ZM243 181V180H242ZM256 181V180H255ZM254 181V182H255ZM10 182V181H9ZM187 182V181H186ZM193 181H191L190 183H192ZM246 182V181H245ZM264 182V181H263ZM51 183V182H50ZM139 183H141V185H139ZM243 183H244V181H243ZM256 183V182H255ZM254 183V184H255ZM138 184V185H137ZM189 184V183H188ZM135 185V186H134ZM137 185V186H136ZM171 185V184H170ZM177 185V184H176ZM186 185V184H185ZM190 185V184H189ZM189 185H187V187L189 186ZM257 185V184H256ZM197 186H198V184H197ZM262 186H264V185H262ZM239 187V186H238ZM237 187V188H238ZM240 187H241V185H240ZM130 188V187H129ZM183 189V190H182ZM188 189V188H187ZM250 189V188H249ZM251 189H253L252 187H251ZM261 189H264V188H260V190L259 189H257V191H259V192H257L258 194H256V195H261L259 198H261L262 196L264 197V195H262V194H264V192H262L261 191ZM129 190V189H128ZM180 190V191H179ZM235 190H237V189H234V192H235ZM240 190V189H239ZM239 190H238V193H236L237 195L239 194ZM256 190V189H255ZM157 191V192H156ZM182 191V192H181ZM198 191V193H201V192H199ZM240 192H241V190H240ZM243 192L244 193H246V196H247V201H245V202H248L247 204H249V205H251V201L249 200V197H250V195H252L251 193L249 194V197H248V195H247V192H246V190H243ZM249 192H250V190H249ZM251 192H252V190H251ZM49 193V192H48ZM52 193V192H51ZM54 193V192H53ZM203 193V192H202ZM201 193V194H202ZM210 193V194H209ZM260 193V194H259ZM262 193V194H261ZM148 194V195H149ZM160 194H163V195H160ZM195 194V195H194ZM209 194V195H208ZM233 194V193H232ZM235 194V193H234ZM233 194V195H234ZM235 194V195H236ZM154 195V194H153ZM152 195V196H153ZM244 195V194H243ZM157 196V197H158ZM193 196L195 197V198H193ZM215 196V197H214ZM246 196H245V198H246ZM125 197H127V196H125ZM124 197V198H125ZM161 197V198H162ZM164 197V198H165ZM173 197H174V199H173ZM180 197H179V199H180ZM204 197V196H203ZM252 197V196H251ZM263 197L261 198L262 200H263ZM156 198V197H155ZM154 198V199H155ZM240 198H241V195H240ZM244 198V196L242 197V199ZM46 199V198H45ZM123 199V198H122ZM163 199V198H162ZM202 199H205V198H202ZM207 199V198H206ZM51 200V199H50ZM124 200V199H123ZM148 200V199H147ZM147 200H145L144 202H141L142 204V206L141 207H143L142 208V210H143V212L145 211V210H147L149 207H150V204H152V205H154V209H155V211H152V212H154L153 214H151V216H155L156 214H159V213H162V211H163V209H161L162 207H160V208H158V205H157V203L156 204H153V203H155L157 200H153V202L151 203V199H149L148 201L150 202H148ZM160 200V199H159ZM159 200H158V202H159ZM181 200V199H180ZM183 200H181L182 202H183ZM217 200H220V201H217ZM243 200H245V199H243ZM185 201V202H186ZM206 201V200H205ZM217 201V202H216ZM261 201V200H260ZM264 201V200H263ZM262 201V202H263ZM44 202H46V201H44ZM43 202V203H44ZM51 202H53V201H51ZM116 202H119V201H116ZM160 202L163 204V202H162V200H160ZM159 202V206H160V203ZM171 202V201H170ZM185 203V204H188V203ZM199 202V201H198ZM243 202V201H242ZM244 202V203H245ZM120 203H123V201L122 202H120ZM119 203V205H122V204H120ZM125 203H127V204H125ZM138 203H139V201H138ZM204 203V202H203ZM207 203V202H206ZM209 203H207V205H209ZM220 203L222 204L221 206H222V209L220 208ZM243 203V204H244ZM140 204V203H139ZM149 204V205H148ZM164 204H163V208H165L164 207ZM172 204V203H171ZM199 204H200V202H199ZM242 204V205H243ZM246 203L244 204L245 206L247 205ZM47 205V206H46ZM44 204L43 205V207H41V209H39L38 210V212H39V218L40 219H43V218H46V217H48V216H51L53 213L50 211V208H51V206H50V201H49V205L48 204ZM117 205V204H116ZM138 206V205H137ZM170 206V205H169ZM215 206H216V208H215ZM156 207V208H155ZM193 207L191 206V208L193 209ZM199 207V206H198ZM243 207V206H242ZM247 207H248V205H247ZM246 207V208H247ZM260 207V206H259ZM114 208V207H113ZM115 208H116V206H115ZM153 208V207H152ZM186 208H187V205H186ZM204 208H206V207H204ZM210 208V207H209ZM245 208V207H244ZM261 208V207H260ZM153 209V210H154ZM156 209H160V210H156ZM180 209H182L181 207H180ZM220 209V210H219ZM242 209V208H241ZM262 209V208H261ZM260 209V210H261ZM135 210V209H134ZM148 210H150V209H148ZM147 210V211H148ZM162 210V211H161ZM167 211L166 212H168V208L166 209ZM175 210V209H174ZM178 210V209H177ZM187 209H185L184 211H186ZM190 210V209H189ZM212 210H210V211H212ZM243 210H245V209H243ZM242 210V211H243ZM130 211V212H131ZM204 211V210H203ZM219 211H220V214H219ZM226 211V212H225ZM142 212V213H143ZM146 212V211H145ZM144 212V213H145ZM165 212V213H166ZM182 212V211H181ZM224 212V213H223ZM57 213V212H56ZM133 213V212H132ZM136 213V212H135ZM149 213V212H148ZM190 213V212H189ZM207 213V212H206ZM212 213V212H211ZM140 214H141V212H140ZM147 214V213H146ZM164 214V213H163ZM209 214V213H208ZM229 214V213H228ZM259 214H260V212H259ZM165 215V214H164ZM185 215H186V213H185ZM214 215V214H213ZM58 216V215H57ZM151 216H149V217H151ZM173 216H176V213H175V215H173ZM177 216H178V214H177ZM176 216V217H177ZM260 216V215H259ZM217 217V216H216ZM224 217V218H225ZM262 217H263V214H262ZM261 217V222H263V220H264V217L262 218ZM212 218V217H211ZM210 218V219H211ZM222 218V217H221ZM227 218H228V216H227ZM226 218V219H227ZM150 219V218H149ZM257 219H258V217H257ZM60 220H61V222H62V220H63V222H64V219H62L61 217H60ZM152 220V219H151ZM215 220V219H214ZM220 220V219H219ZM228 220V219H227ZM224 221V220H223ZM259 221H260V219H259ZM62 222V223H63ZM216 223V222H215ZM234 225V224H233ZM261 236V235H260ZM152 238V237H151ZM150 238V239H151ZM262 239H264V238H262ZM259 240V239H258ZM259 242H260V240H259ZM137 258V257H136ZM139 259V258H138ZM68 262V261H67ZM81 262V261H80ZM144 262V261H143ZM143 264V263H142Z\"/></svg>",
	"mask_w": 264,
	"mask_h": 264
},
{
	"label": "crops",
	"instance_id": "obj_3",
	"mask_svg": "<svg viewBox=\"0 0 264 264\" xmlns=\"http://www.w3.org/2000/svg\"><path fill=\"white\" fill-rule=\"evenodd\" d=\"M2 158H3V154H1L0 155V161L2 160ZM2 169H0V179L3 181V182H5L6 180H5V176H4V174H3V172L1 171Z\"/></svg>",
	"mask_w": 264,
	"mask_h": 264
}]
</instances>
